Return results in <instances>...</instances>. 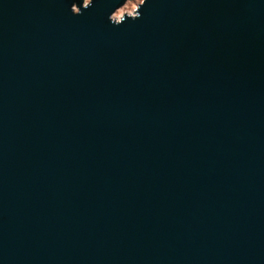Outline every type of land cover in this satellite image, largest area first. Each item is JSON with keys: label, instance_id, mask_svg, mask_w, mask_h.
Instances as JSON below:
<instances>
[{"label": "water", "instance_id": "water-1", "mask_svg": "<svg viewBox=\"0 0 264 264\" xmlns=\"http://www.w3.org/2000/svg\"><path fill=\"white\" fill-rule=\"evenodd\" d=\"M122 1L0 0V264H264V0Z\"/></svg>", "mask_w": 264, "mask_h": 264}, {"label": "clouds", "instance_id": "clouds-1", "mask_svg": "<svg viewBox=\"0 0 264 264\" xmlns=\"http://www.w3.org/2000/svg\"><path fill=\"white\" fill-rule=\"evenodd\" d=\"M92 3H93V0H88V3H87V4L83 3V7H84V9L89 8V7L92 5ZM144 4H145V0H144V2H143L142 5H144ZM71 11H72L74 14H80V13H81V8H80V7H77L76 4H73ZM112 15H113V13H112L111 16H110V20L113 22V20H112ZM138 15H139V14H138ZM138 15H137V16H138ZM137 16L132 17V18H136ZM123 21H124V20H123ZM123 21H122V22H123Z\"/></svg>", "mask_w": 264, "mask_h": 264}, {"label": "flooded vegetation", "instance_id": "flooded-vegetation-1", "mask_svg": "<svg viewBox=\"0 0 264 264\" xmlns=\"http://www.w3.org/2000/svg\"><path fill=\"white\" fill-rule=\"evenodd\" d=\"M84 1V0H83ZM85 1H87V0H85ZM127 0H124V1H122L118 6H117V8L116 9H114L115 11L114 12H116L117 11V9L120 7V8H122L123 10V12H122V14H124V13H128V14H130V13H134V10H135V8H136V4L138 3V2H140V1H142V0H137L136 2H135V6L134 7H132L131 8V10H130V12H128L126 9H125V7L124 6H126V4H125V2H126ZM124 7V8H123ZM113 12V14L115 15V13ZM121 15V14H120ZM119 15V16H120ZM118 17V16H117Z\"/></svg>", "mask_w": 264, "mask_h": 264}, {"label": "rangeland", "instance_id": "rangeland-1", "mask_svg": "<svg viewBox=\"0 0 264 264\" xmlns=\"http://www.w3.org/2000/svg\"><path fill=\"white\" fill-rule=\"evenodd\" d=\"M85 1V0H84ZM137 0H127L126 2H125V4H126V6H124L125 7V9L128 11V12H130V9L133 7V6H135V5H133L134 4V2H136ZM133 2V3H132ZM129 3V4H128ZM130 5V6H129ZM132 6V7H131ZM123 7V8H124ZM123 9L122 8H118L117 9V11L116 12H114L115 13V17H117V16H119L120 14H122V11ZM120 11V12H119Z\"/></svg>", "mask_w": 264, "mask_h": 264}, {"label": "bare ground", "instance_id": "bare-ground-1", "mask_svg": "<svg viewBox=\"0 0 264 264\" xmlns=\"http://www.w3.org/2000/svg\"><path fill=\"white\" fill-rule=\"evenodd\" d=\"M132 3H133V2H132ZM128 4H129V3H128ZM134 4H135V2H134ZM134 4H133V5H134ZM129 6H130V5H129ZM131 7H132V6H131ZM133 7H134V6H133ZM130 10H131V9H130ZM119 12H120V11H119Z\"/></svg>", "mask_w": 264, "mask_h": 264}]
</instances>
